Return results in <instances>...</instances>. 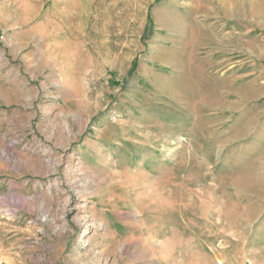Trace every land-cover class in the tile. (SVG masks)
Wrapping results in <instances>:
<instances>
[{
    "label": "rangeland",
    "instance_id": "rangeland-1",
    "mask_svg": "<svg viewBox=\"0 0 264 264\" xmlns=\"http://www.w3.org/2000/svg\"><path fill=\"white\" fill-rule=\"evenodd\" d=\"M0 264H264V0H0Z\"/></svg>",
    "mask_w": 264,
    "mask_h": 264
}]
</instances>
